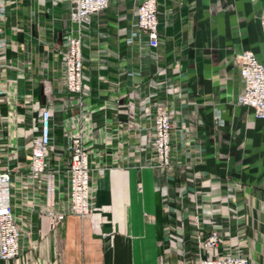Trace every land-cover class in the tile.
Instances as JSON below:
<instances>
[{"label": "crops", "instance_id": "0c3cea01", "mask_svg": "<svg viewBox=\"0 0 264 264\" xmlns=\"http://www.w3.org/2000/svg\"><path fill=\"white\" fill-rule=\"evenodd\" d=\"M138 1L110 0L84 40L92 87L85 118L108 166L96 176L94 212L84 219L68 215L54 227L34 214L28 264H196L198 237L209 234L208 223L221 235L220 253L264 264V119L238 104L244 80L234 62L245 49L264 62L258 18L264 0H159V59L134 76L139 52L124 37L134 29ZM70 8L71 0H10L0 16V84L7 90L0 94V152L10 145L12 168L27 165L24 142L38 119L37 103L52 104L61 145L67 143L62 122L80 111L65 108L61 82L59 50ZM136 82L139 107L169 101L186 127L177 131L186 164L168 176L143 165L145 135L138 116L130 126L124 105ZM13 130L16 139L9 136ZM187 172L195 175L194 184L186 183ZM160 182L174 185L168 201ZM180 186L189 192L183 203Z\"/></svg>", "mask_w": 264, "mask_h": 264}, {"label": "built area", "instance_id": "2783aa9c", "mask_svg": "<svg viewBox=\"0 0 264 264\" xmlns=\"http://www.w3.org/2000/svg\"><path fill=\"white\" fill-rule=\"evenodd\" d=\"M9 1L0 0L1 17L7 11ZM109 4L110 0H71L68 22L63 27V46L59 50L60 70L63 93L68 100L65 108L80 107V111L68 115L62 122L67 143H56L54 130L58 123L54 119L53 106L37 103L38 119L24 142L28 149L27 165L10 166L6 160L9 144L0 152V263L16 258H22L24 264L29 263L35 248L31 240L34 214H40L54 227L63 223L68 215L84 219L94 212L96 176L101 168L108 166L102 161L106 150L98 148L93 142L94 126L89 118H85L84 102L92 87L86 82L89 77L85 70L83 48L88 26L106 11ZM258 18L264 32V7ZM133 23L134 29L126 33L124 40L139 52V65L132 72L134 76H139L159 59V0H139ZM234 62L238 64L244 80L238 104L252 110L255 117L264 119V62L250 49L237 53ZM133 85L135 90L130 92L131 100L124 105L130 114V126L138 116V128L145 135L141 144L145 151L143 165L156 168L168 176V171L174 166L186 164L177 140L178 129L186 127L178 123L179 109L169 101L139 107L135 99L141 87L137 82ZM6 91L0 84V94ZM11 114L15 120L20 119L17 113ZM9 136L16 139L18 133L13 130ZM186 180L194 184L195 175L188 173ZM168 185L171 183L161 187L167 201L171 197ZM182 190L180 186V203L189 193ZM169 212L167 205L168 215ZM193 219L202 230L200 212H195ZM168 224L171 226V221ZM208 225L209 234L198 237L199 257L196 264H250L249 256L242 253H220L221 235L212 223Z\"/></svg>", "mask_w": 264, "mask_h": 264}, {"label": "rangeland", "instance_id": "374dc122", "mask_svg": "<svg viewBox=\"0 0 264 264\" xmlns=\"http://www.w3.org/2000/svg\"><path fill=\"white\" fill-rule=\"evenodd\" d=\"M51 104V103H50ZM52 105V104H51ZM154 169H156V168H154ZM156 170H158V169H156ZM159 171V170H158ZM186 181V183H188V184H192V183H190L189 181H187V180H185ZM164 184H166V183H164ZM162 182H160L159 183V185H158V187L160 188V190H161V187H162V185H164ZM174 185L173 184H171V185H168V190L169 189H172V187H173ZM162 191V190H161Z\"/></svg>", "mask_w": 264, "mask_h": 264}]
</instances>
